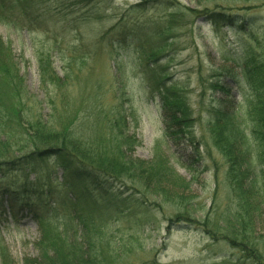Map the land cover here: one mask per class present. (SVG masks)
I'll list each match as a JSON object with an SVG mask.
<instances>
[{
  "label": "rangeland",
  "instance_id": "1",
  "mask_svg": "<svg viewBox=\"0 0 264 264\" xmlns=\"http://www.w3.org/2000/svg\"><path fill=\"white\" fill-rule=\"evenodd\" d=\"M175 4L182 10L174 11ZM205 7L236 12L253 21L258 42L190 12ZM171 13H175L174 19ZM37 16L24 17L16 8L9 13L10 22L0 20V36L12 50L22 79L20 101L25 120L43 119L55 127H64L69 121L78 136L111 151L106 144L115 139L108 116L123 106L128 133L136 137L130 156L149 164L159 145L158 155L168 158L172 178L152 183H146V175L136 178L144 186L131 180L112 182L114 198L110 201L72 185L54 160L35 173L24 170L0 176V203L6 209L4 215L0 212V249L8 258L22 264L25 257L38 256V219L47 218L59 225V232L70 223L69 239L74 232L80 238L89 234L92 244L107 258L104 264H264V203L253 224L255 263L236 249L239 244L222 237L225 228H237L234 219L239 212L225 159L213 147L208 132L210 114L218 104L224 108L226 101L224 95L210 89L211 83L224 82L232 98L246 106L251 93L238 64L244 63L248 52H264V0L49 1ZM162 26L170 29L166 36L173 43L163 62L171 82L189 100L202 155L184 141L177 144L168 139L160 99L150 92V76L136 38L138 33L152 35ZM42 56L50 57L59 80L52 79L51 73L42 77ZM176 177L189 184L188 189ZM79 192H86L87 200L78 208L89 228L72 215ZM181 199L187 200L186 209L177 204ZM180 212H191L189 218L198 224L179 223Z\"/></svg>",
  "mask_w": 264,
  "mask_h": 264
},
{
  "label": "trees",
  "instance_id": "2",
  "mask_svg": "<svg viewBox=\"0 0 264 264\" xmlns=\"http://www.w3.org/2000/svg\"><path fill=\"white\" fill-rule=\"evenodd\" d=\"M49 1L62 3L65 0H0V20L10 22L9 13L13 14L16 8L24 17L38 18L37 15L44 11ZM103 1L109 0H78L80 4ZM140 6L142 5L137 4V7ZM172 8L174 11L182 10L178 4ZM190 12L197 17L202 16L215 26H227L242 34L245 39L251 37L258 42L254 37L258 34L254 32L255 29L252 30L253 21H246L245 16L236 12L217 11L209 7ZM172 14L175 13H171L174 19ZM169 32L170 29L162 26L152 35L138 33L136 44L139 56L150 76V92H156L160 99L168 139L177 144L184 141L194 152L202 155L201 142L197 141L194 132L195 118L189 100L183 89L175 82H171L166 70L167 65L164 64L166 62H163L168 57V49L173 47V43H169V36H166ZM12 54V50L5 46L0 36L1 177L24 170L35 173L39 166L54 160V164L61 169L72 185L83 186L86 190L88 188L87 192L97 193L102 200L110 201L114 198L112 193L115 187H112V182L126 183L131 180L134 183L138 181L136 178L144 175L146 183L158 181L160 178L169 180L168 176L171 175L167 168L168 158L159 157V145L154 160L149 164L130 156L136 146V137L128 133V115L123 106L108 116L109 131L115 139L106 144L112 148L111 151L104 150L103 146L96 148L94 145L100 143L92 144L78 136L73 132L69 121L64 127H55L48 126L43 119L33 122L25 120L24 106L20 101L22 79L19 76L17 61ZM238 67L242 81L251 93L246 99V106L243 108L232 98V91L224 82L211 83L210 89L224 95L226 101L222 103L224 108L218 104L210 114L208 132L213 147L225 159L227 177L235 194L239 212V216L234 219L237 228L234 226L225 228L222 237L239 244L236 249L245 255L247 260L255 263L258 254L252 246L255 242L253 224L264 203L263 198L259 199L261 193L264 195V52L262 51L260 55L248 52L244 63L238 64ZM40 71L43 78L51 73L54 74L52 79L59 80L52 70L50 57L40 58ZM102 115L104 112L99 114ZM10 127L13 129L9 133L6 130ZM17 129V132H12ZM182 181L184 188L188 189L189 184L183 179ZM138 183L144 186L139 181ZM162 183L165 184V181ZM162 192L165 193L163 190ZM85 193L79 192L78 199L73 204L72 215L78 224L89 228L88 219L78 208L81 201L87 200ZM170 200L174 203L176 201ZM181 201L177 204L183 205L186 209L187 200ZM0 212L1 215L6 213L4 203H0ZM189 216L192 217L191 212H180L176 219L179 223L198 224ZM38 224L40 240L35 245L39 251L38 256L34 259L25 257L22 264H104L106 261L107 258L102 251L99 252L92 244L89 234L80 238L74 232L73 238H68L70 236L68 232L72 230L68 229L72 227L70 223L64 224V232H59V225L47 218L38 219ZM0 251L1 264H15L2 248Z\"/></svg>",
  "mask_w": 264,
  "mask_h": 264
}]
</instances>
